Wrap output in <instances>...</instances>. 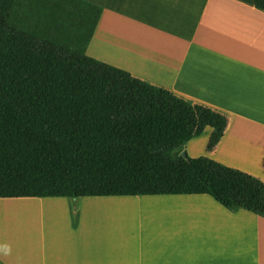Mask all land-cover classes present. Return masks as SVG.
I'll list each match as a JSON object with an SVG mask.
<instances>
[{
	"label": "crops",
	"instance_id": "crops-1",
	"mask_svg": "<svg viewBox=\"0 0 264 264\" xmlns=\"http://www.w3.org/2000/svg\"><path fill=\"white\" fill-rule=\"evenodd\" d=\"M86 1L101 13L81 56L223 113L211 158L252 176L257 207L207 193L0 197V244L12 249L0 264H264V10Z\"/></svg>",
	"mask_w": 264,
	"mask_h": 264
},
{
	"label": "trees",
	"instance_id": "trees-1",
	"mask_svg": "<svg viewBox=\"0 0 264 264\" xmlns=\"http://www.w3.org/2000/svg\"><path fill=\"white\" fill-rule=\"evenodd\" d=\"M100 13L0 0V197L207 193L256 209L251 175L181 154L206 127L212 150L223 113L81 56Z\"/></svg>",
	"mask_w": 264,
	"mask_h": 264
},
{
	"label": "rangeland",
	"instance_id": "rangeland-1",
	"mask_svg": "<svg viewBox=\"0 0 264 264\" xmlns=\"http://www.w3.org/2000/svg\"><path fill=\"white\" fill-rule=\"evenodd\" d=\"M206 129L208 131V128H206ZM206 132H203V134H201L202 136L194 137L192 142H189V143L186 142V144L184 146V150H182V151H184L187 155L199 158L202 161L207 162V161L215 160V159H212L211 155H210L212 150L208 149V147H207L209 137L208 136L206 137V134H207ZM222 166L225 168H230V169L233 168V167L226 166V165H222ZM234 171L246 174L245 172H242L239 170L234 169Z\"/></svg>",
	"mask_w": 264,
	"mask_h": 264
},
{
	"label": "clouds",
	"instance_id": "clouds-1",
	"mask_svg": "<svg viewBox=\"0 0 264 264\" xmlns=\"http://www.w3.org/2000/svg\"><path fill=\"white\" fill-rule=\"evenodd\" d=\"M12 253L11 246L4 243L0 244V257H8Z\"/></svg>",
	"mask_w": 264,
	"mask_h": 264
},
{
	"label": "water",
	"instance_id": "water-1",
	"mask_svg": "<svg viewBox=\"0 0 264 264\" xmlns=\"http://www.w3.org/2000/svg\"><path fill=\"white\" fill-rule=\"evenodd\" d=\"M181 154H182L183 156H185V155H186V153H185L184 151H181Z\"/></svg>",
	"mask_w": 264,
	"mask_h": 264
}]
</instances>
